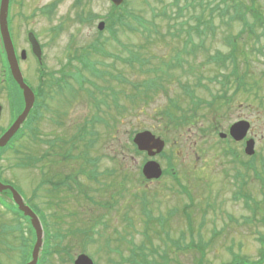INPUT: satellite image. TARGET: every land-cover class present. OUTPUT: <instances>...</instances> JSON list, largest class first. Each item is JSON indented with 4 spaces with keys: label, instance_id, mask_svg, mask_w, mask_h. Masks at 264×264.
<instances>
[{
    "label": "rangeland",
    "instance_id": "1",
    "mask_svg": "<svg viewBox=\"0 0 264 264\" xmlns=\"http://www.w3.org/2000/svg\"><path fill=\"white\" fill-rule=\"evenodd\" d=\"M190 1L179 0L176 7L173 0H124L128 18L121 22L122 28L119 24L110 26L106 21L112 13L108 0H13L10 34L17 53L26 51L27 58L20 66L31 88L37 85L38 65L29 52L28 32L43 46V73H52L55 78L68 70L64 66L74 49L97 40L107 54L92 55L90 59L109 76L100 81L84 75L104 88L94 92L98 105L90 101L87 92L90 87L80 76L63 84L55 94L46 89L49 97L32 126L36 140L26 135L0 162L2 180L13 185L24 202L34 208L44 236L55 233L63 237L52 241L56 252L49 257L48 264H72L83 253L95 264H121L120 254L129 255V240L141 246L156 264H163L162 255L167 257V264H228L230 252L256 261L259 248L264 249V242L259 246L256 241L259 236L264 239V187L253 178L251 170L246 173L241 166L238 169V163L225 154L228 148L242 154L241 145L225 144L217 134L210 133L215 128L218 133H227L232 123L240 119L248 121L251 129L247 137L255 141V166L262 172L254 177L264 183V33L254 29L252 34L247 30L237 38L232 59L235 65L228 63L225 69L234 81L245 77L247 86H252L249 94L239 90L236 95L227 92L228 109L223 102H217V108H209L210 94H220L211 79L222 71L209 63L207 55H213L215 50L226 53L223 40L234 38L240 26L214 12V20L201 26V30L205 26L206 29L203 48H198L200 38L194 32L195 20L198 17L202 22L210 21L209 11L201 15L200 9L194 13L188 7ZM243 2L264 18V0ZM100 22L106 26L98 32ZM182 27L191 30V42L196 48L190 43L187 51H183L186 32L180 38L173 37L178 36ZM177 53L182 55V68L175 71L171 60ZM131 56L139 57L143 65L128 66L122 62ZM160 70L165 82L156 85L166 90L151 97L143 90L148 78L158 75ZM182 70L186 73L181 76ZM117 75L121 76L114 79ZM198 78L201 86H197ZM136 83L138 89L133 90ZM3 88L0 85V128L16 117L14 109L10 114ZM186 89L195 90L194 105L184 95ZM230 90L232 93L234 86ZM165 111L174 115L170 125L163 115ZM142 131L151 132L163 142V151L171 159L166 162L158 155L152 160L163 171L170 168L172 172L174 168L173 177L169 174L158 180L142 178L140 166L147 155L136 156L128 140L131 134ZM56 138L65 146H74L70 150L72 156L79 154L84 159L82 154H86L85 166L79 158L61 161V157L49 155L37 167H16L27 162L24 159L29 156L39 159L53 153L45 143ZM240 157L246 161V157ZM94 160L98 161L96 165ZM250 166L255 169L252 163ZM97 167L100 174L106 173L94 182L79 174L81 170L85 175L97 172ZM237 171L246 175L241 193L251 199L250 210L245 207L243 197L239 201L233 199L240 186L238 177L235 178ZM41 172L46 174L48 184L43 182ZM66 176H74L77 188L71 180L66 181ZM177 177L188 195L178 194L174 181ZM31 191L37 193L36 198ZM50 203L54 204L49 206ZM144 209L153 217H162L145 227ZM12 218L0 210V264H23L21 238L27 233L26 227L18 233ZM84 230L89 231L90 243L83 244L87 241ZM27 238L31 244L30 237ZM174 241L179 242L178 247L170 244ZM44 247H47L45 240Z\"/></svg>",
    "mask_w": 264,
    "mask_h": 264
},
{
    "label": "trees",
    "instance_id": "2",
    "mask_svg": "<svg viewBox=\"0 0 264 264\" xmlns=\"http://www.w3.org/2000/svg\"><path fill=\"white\" fill-rule=\"evenodd\" d=\"M195 1V5L193 4V8L197 7H200L202 8L203 10H210V13H209V18H210V21H213V13L215 12V14H217L219 17H223V16H228V14H231L230 17L228 16V18L230 20H236L240 23H246L245 26H247V24L249 23L248 21V18H246L249 13L252 14V16L254 17V23L252 25V27H259L260 29L262 28V33H264V19L261 17V15L255 10V8L253 6H250L249 4H245L243 2V0H194ZM174 2V5L176 7H179L178 3H179V0H173ZM126 4V3H125ZM128 4V3H127ZM54 4H52L53 6ZM128 7V5H126L125 7L122 6V7H119V8H115V7H112V13L109 14L106 18V21L109 22L110 26L111 25H116V24H119V25H122V27H124V22H126V18L127 17V12H126V8ZM256 14H255V13ZM125 19V21L123 22V24H121V22ZM183 28V27H182ZM197 35L200 37L201 35V32H197ZM202 41H203V38L201 37L199 39V44H198V48H203V44H202ZM101 44L102 43H99L98 41H95L93 43H89L87 44L85 47H82L78 50H73V52L71 53V57L70 59L68 60L67 62V65L69 68H72L73 69V72L71 71L70 72V69H68V71L70 72L69 74L72 75V77H78L81 76V72H88L89 73V76L91 77V79L93 80H103L104 79V76H109V74L101 71L99 68H98V65L96 64V62H92L90 57L92 55H100V56H107V54L103 53V50L101 48ZM187 44H190V42L187 40V42L185 43V45ZM192 46H194V44L191 43ZM196 48V46H194ZM3 54V53H2ZM1 54V55H2ZM207 58H208V61L209 63L211 64H215V65H218L219 64V61L222 62V66L225 67V62L227 59H231V55H227V56H222L220 53H215L214 56H209L207 55ZM2 66L6 69L7 66L5 64V60L2 59ZM124 64H127L128 66L133 64V63H137V64H142V61H140V58L137 57V56H131L125 60L122 61ZM71 63H77L79 64V67H75L73 66ZM171 63L173 64V67H175V71L178 70V68H182V61H181V58H179V55H176L172 58L171 60ZM170 64V63H168ZM143 65V64H142ZM189 69L192 70V68L190 67ZM222 70V69H221ZM174 71V72H175ZM8 72V87H16V85L14 84V82L12 81L10 75H9V71L7 70ZM174 72H173V75H174ZM181 73V76L182 74H185L186 71L182 70ZM121 75H117L114 77V79H118ZM71 77V78H72ZM113 77V75H112ZM219 77L220 80H219ZM103 78V79H102ZM177 78H180L179 76ZM84 80V79H83ZM150 80V81H149ZM237 81H234L238 87H241V86H244V80H245V77H242V79H240V83L238 82L239 79H236ZM123 81L125 83H127V79H123ZM197 85H201L200 84V81H201V78H198L197 80ZM214 83H217L219 85V89L220 90V95L219 97H217V94L218 92L212 96V101L207 104L209 108H212L214 106V104L216 103L217 99H220V100H224L225 99V95H226V92L228 91L230 85L232 83V80L230 79L229 75H221L220 73L218 75H216L213 79ZM156 82H161L163 84V82H165L163 76H162V73H161V70L159 71V74L158 75H155V76H150L148 78V81L147 83L145 84V89L143 90L144 93L150 95L151 97L153 95H156L160 92H165L166 88L163 87L162 85H156ZM53 83V82H51ZM88 84L90 85V87L93 89L92 91L87 88V92H88V97L90 99V101L93 103V105H98V100H96V97H95V93L96 91H100V89H104L103 87H100L99 85H97L96 83H94V81H88ZM138 83L136 84H133V90H136L138 89V86H137ZM50 86H52V84H50ZM52 88V87H51ZM152 89L150 90L148 93H147V90L148 89ZM187 90V93L185 92V96L186 97H189L190 96V99H191V103L194 105L195 104V100L193 98V94H194V91L195 90H190V89H186ZM38 91V96H40L39 94V89H37ZM217 91V90H216ZM102 93V92H100ZM9 96L12 98V91H9ZM135 97L132 98V100L134 99ZM197 101V100H196ZM13 102L14 106L16 107H19V103L14 100V99H11V103ZM198 104L199 101H197ZM216 108V107H214ZM167 114H172L171 112H167L165 111L163 113V115L167 116ZM173 123V122H172ZM47 145V149L51 150V152H53L51 155V157H55V156H58V157H61L62 159H60L61 161H67V160H70V159H73L72 155H71V151L72 148H74L73 145H70V147L68 146H65L64 142H62V140L60 138H56V139H52V140H49L45 143ZM67 148V149H66ZM64 150V151H61ZM66 149V150H65ZM6 149L2 150V152L6 151ZM61 151V152H60ZM47 152V151H45ZM70 154V158H66L68 157V155ZM2 156H0V159H1ZM46 157H49V155H45V156H42L41 158L37 159V158H32L31 156H29V158L27 157V163H24V164H17L16 167L20 168V167H26L25 165H27V167L29 168H32L33 166L34 167H37L39 166V164H41ZM61 164V163H60ZM0 174H1V171H0ZM42 174V177H43V182L44 183H47L48 181V178H46V174L43 172H41ZM87 178H91L92 176H90V174H86ZM66 181L67 180H71L72 183H75L73 182V179H74V176H66ZM261 182V185L263 186V182ZM51 190V189H49ZM53 190V189H52ZM54 193V192H53ZM54 203H50L49 206L53 205ZM19 216H21L19 214ZM47 226L49 227V224H47ZM85 232H83L85 234L84 236V240H87L84 243L86 242H91V241H88L90 240V235L89 234V231L88 230H84ZM91 234V233H90ZM31 235L33 236L32 232H31ZM31 238H34V237H31ZM63 239V237H59V234L56 235L55 233H49V235L45 236V241H47V247H44L43 249V252L47 253L48 250H50L51 253H55L56 250L54 249L53 247V242L54 239ZM82 244V242H81ZM82 244V248L85 250V247ZM26 245V243H25ZM68 249V248H67ZM138 250L137 253H136V256L139 255V253H143V248L142 247H137ZM67 255H69L68 253H66ZM142 262L141 264H156L155 260L152 259L151 261H149L147 259V255H143L142 258H141ZM163 264H167V259H164L163 260Z\"/></svg>",
    "mask_w": 264,
    "mask_h": 264
},
{
    "label": "water",
    "instance_id": "3",
    "mask_svg": "<svg viewBox=\"0 0 264 264\" xmlns=\"http://www.w3.org/2000/svg\"><path fill=\"white\" fill-rule=\"evenodd\" d=\"M110 1L115 6L121 5L123 2V0H110ZM8 3H9V0H1L0 2V34L2 37L4 50L7 55V60L9 63L11 76L14 82L17 84V86L22 92L23 101H24V110L22 114L17 118L15 123L12 125L10 130L0 139V148L4 147L6 143L9 141V139L19 129V127L22 125V123L26 119L34 103V96L31 90L27 87V85L23 81V77L19 70L18 62L16 60L13 46H12V43L9 37V33L7 29ZM103 27H104V24L101 23L99 24L98 29L102 30ZM28 40L32 46V52L36 55L37 59L40 61L41 60L40 48L32 34L28 35ZM24 58H25V53L22 52L21 59H24ZM246 129H247V125L239 124L234 128V130L232 131V134L234 135L236 139H241L244 136ZM134 143L137 145L139 150L146 151L149 156L154 155V153L152 152L153 149H155L156 152L159 153L163 148V143L160 142L158 139H154V137L148 133H142V134L136 135L134 138ZM247 153L248 154L252 153L251 143L248 145ZM143 175L147 179H158L161 176V170L156 163L149 162L143 167ZM5 190H8L11 193L12 200L17 205L19 210L25 216L30 218L31 225L36 233V243H35V246L32 252V261L29 264H36L37 256H38L39 249L41 247V241H42V230H41L40 223L37 217L33 214V212L24 205L21 197L12 187L3 186L0 184V193ZM74 264H92V262L88 257L81 255L75 260Z\"/></svg>",
    "mask_w": 264,
    "mask_h": 264
},
{
    "label": "flooded vegetation",
    "instance_id": "4",
    "mask_svg": "<svg viewBox=\"0 0 264 264\" xmlns=\"http://www.w3.org/2000/svg\"><path fill=\"white\" fill-rule=\"evenodd\" d=\"M175 185L177 187V190H178V194L181 195V192H182V184L179 180V178H175Z\"/></svg>",
    "mask_w": 264,
    "mask_h": 264
}]
</instances>
